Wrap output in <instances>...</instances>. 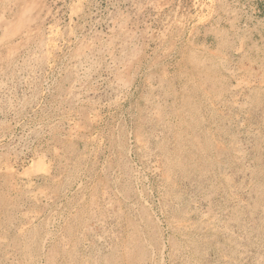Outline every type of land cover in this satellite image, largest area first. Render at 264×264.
<instances>
[{"label":"rangeland","instance_id":"obj_1","mask_svg":"<svg viewBox=\"0 0 264 264\" xmlns=\"http://www.w3.org/2000/svg\"><path fill=\"white\" fill-rule=\"evenodd\" d=\"M0 71V264H264V0H0Z\"/></svg>","mask_w":264,"mask_h":264},{"label":"bare ground","instance_id":"obj_2","mask_svg":"<svg viewBox=\"0 0 264 264\" xmlns=\"http://www.w3.org/2000/svg\"><path fill=\"white\" fill-rule=\"evenodd\" d=\"M126 41V40H125ZM130 43V42H129ZM137 47V46H136ZM87 49V48H86ZM138 53V52H137ZM214 54V53H213ZM218 55V54H217ZM223 56V55H222ZM117 57V56H116ZM114 58V57H113ZM79 60V59H78ZM129 63V62H128ZM127 64V63H126ZM5 67V66H4ZM4 69V68H3ZM85 71V70H84ZM2 71H0V73H1ZM197 77V76H196ZM262 78V77H261ZM237 80V79H236ZM249 81V80H248ZM119 82V81H118ZM191 83V82H190ZM195 84V83H194ZM199 84V83H198ZM248 84V83H247ZM123 85V84H122ZM261 85V84H260ZM120 86V85H119ZM123 86H125V85H123ZM240 88V87H239ZM203 95V94H202ZM209 96V95H208ZM213 98V97H212ZM183 101V100H182ZM245 102V101H244ZM235 103V102H234ZM244 105V104H243ZM242 105V106H243ZM159 108V107H158ZM22 110V109H21ZM20 113V112H19ZM161 113V112H160ZM156 116V115H155ZM172 121V120H171ZM164 127H165V125H164ZM175 128V127H174ZM166 129V128H165ZM138 139V138H137ZM118 143V142H117ZM143 146V145H142ZM218 146V145H217ZM235 146V145H234ZM216 147V146H215ZM222 147V146H221ZM142 148V147H141ZM57 150V149H56ZM56 150H54V151H56ZM118 151V150H117ZM57 152H58V150H57ZM124 152V151H123ZM236 152V151H235ZM163 156V155H162ZM211 156V155H210ZM125 157V156H124ZM213 161V160H212ZM217 161V160H216ZM41 162V161H40ZM74 162V161H73ZM221 162V161H220ZM39 163V162H38ZM216 163V162H215ZM39 165H40V163H39ZM74 165V164H73ZM212 165V164H211ZM43 168V167H42ZM46 168V167H45ZM26 173V172H25ZM28 174V173H27ZM77 175V174H76ZM22 176V175H21ZM26 176V175H25ZM29 176V175H28ZM167 176V175H166ZM197 176V175H196ZM224 179V178H223ZM8 182V181H7ZM9 182H11V181H9ZM16 182V181H15ZM27 183H29V182H27ZM18 184V183H17ZM26 184V183H25ZM12 185V184H11ZM15 186V185H14ZM66 186V185H65ZM28 187V186H27ZM44 191V190H43ZM61 194H62V192H61ZM85 196V195H84ZM36 197V196H35ZM42 198V197H41ZM105 199V198H104ZM143 200V199H142ZM141 201V200H140ZM145 203V202H144ZM59 206H60V204H59ZM140 206V205H139ZM133 207V206H132ZM87 208V207H86ZM143 208V207H142ZM54 211V210H53ZM62 211V210H61ZM64 211V210H63ZM30 212V211H29ZM85 213V212H84ZM35 214V213H34ZM49 216V215H48ZM205 217V216H204ZM215 217V216H214ZM63 218V217H62ZM84 218H86V217H84ZM213 218V217H212ZM40 219V218H39ZM22 223V222H21ZM186 223V222H185ZM34 225V224H33ZM77 225V224H76ZM203 225V224H202ZM170 227V226H169ZM186 227V226H185ZM181 228H183V227H181ZM46 233V232H45ZM40 234V233H39ZM54 234V233H53ZM63 234V233H62ZM131 234V233H130ZM47 235V234H46ZM30 238V237H29ZM63 238V237H62ZM44 240V239H43ZM64 246V245H63ZM32 248V247H31ZM43 248V247H42ZM146 249V248H145ZM42 250V249H41ZM127 250V249H126ZM148 250V249H147ZM27 254V253H26ZM153 255V254H152ZM43 256V255H42ZM21 258V257H20ZM86 259V258H85ZM21 260V259H20ZM22 262V261H21ZM87 262V261H86ZM37 263H40V262H37ZM34 264V263H33ZM41 264V263H40ZM86 264V263H85ZM161 264V263H160Z\"/></svg>","mask_w":264,"mask_h":264}]
</instances>
